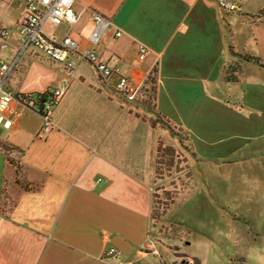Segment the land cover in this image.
Wrapping results in <instances>:
<instances>
[{
  "label": "crops",
  "instance_id": "obj_1",
  "mask_svg": "<svg viewBox=\"0 0 264 264\" xmlns=\"http://www.w3.org/2000/svg\"><path fill=\"white\" fill-rule=\"evenodd\" d=\"M243 2V13L225 15L210 0H76V11L86 5L112 21L98 54L139 90L135 101L78 55L70 67L34 48L21 54L5 83L10 92L65 91L47 135L39 136L42 118L16 102L0 122V264H227L221 246L240 264H264L261 227L231 236L196 231V242L218 258L206 262L187 249L190 261L173 259L153 235L155 156L160 141L172 138L156 117L196 154L200 190L220 169L222 204H264V67L241 63L239 80L225 79L238 61L230 47L264 64V17H253ZM24 13L23 0H0V30L10 43L4 49L0 37V62L20 45ZM44 28L66 30L49 21ZM93 28L91 13H83L73 33L82 48L90 46ZM140 44L150 50L144 60ZM27 55L38 60L22 65ZM262 208L247 210L248 217L264 218ZM111 248L117 256L107 255Z\"/></svg>",
  "mask_w": 264,
  "mask_h": 264
},
{
  "label": "rangeland",
  "instance_id": "obj_2",
  "mask_svg": "<svg viewBox=\"0 0 264 264\" xmlns=\"http://www.w3.org/2000/svg\"><path fill=\"white\" fill-rule=\"evenodd\" d=\"M246 7L255 10L253 17H264V0H245ZM25 61L38 60L29 55ZM236 64H240L238 60ZM24 67V66H23ZM149 98L152 93L147 92ZM151 102V101H150ZM143 106L147 110L153 108V103ZM146 103V102H145ZM160 127L167 129L171 135L170 144L161 142L162 151L155 156L156 185L153 186V235L158 242L166 246L172 258L176 256L184 261H190V254H199L206 262L218 260L213 251L207 250L204 245L198 244L197 232L218 234L226 232L229 236L239 228L245 233H256L257 227L264 228V218L252 219L247 210L252 207H262L264 204L252 202L221 203V170H211L208 176V186L200 190L197 183L198 171L193 168L197 161L196 154L192 151L182 133L173 135L170 130L158 121ZM264 174V171L261 172ZM207 179V178H206ZM228 232V233H227ZM189 243L191 246H187ZM216 245V244H215ZM217 249L218 246L216 245ZM187 249L189 252L182 251ZM184 252V255H182ZM221 260L227 264H240L244 260L226 247L221 246L217 251ZM215 256V257H214ZM216 258V259H215Z\"/></svg>",
  "mask_w": 264,
  "mask_h": 264
},
{
  "label": "built area",
  "instance_id": "obj_3",
  "mask_svg": "<svg viewBox=\"0 0 264 264\" xmlns=\"http://www.w3.org/2000/svg\"><path fill=\"white\" fill-rule=\"evenodd\" d=\"M25 13L23 21L19 26L20 45L15 49L14 56L10 61L0 62V122L4 119V114L11 111L12 104L18 103L24 110L37 113L43 120V126L39 134L40 137L51 133L55 129L53 113L59 104L65 88L63 86L52 88L38 94H18L14 95L6 87L5 83L19 62L21 54L29 48H34L43 53L53 61L66 63L71 67L70 58L78 55L89 62L99 73L105 83L115 79V91L129 101L137 100L139 90L131 86L129 78L120 73L119 68L110 67L103 61L97 47L101 42L104 32L112 28V21L91 9L83 6L78 12L74 6L76 0H23ZM225 15H235L243 13V0H210ZM90 12L94 28L88 38L90 46L82 48L79 41L74 37V28L80 21L83 13ZM49 21L52 25L65 26L66 30L62 35L47 32L44 24ZM122 31L116 32V37H121ZM0 37L3 39L2 47L8 48L9 33L7 30H0ZM150 53L145 45H139V59L144 60ZM17 115L19 114L16 112ZM153 244L152 240L148 241ZM108 256H117L118 252L111 248L107 252Z\"/></svg>",
  "mask_w": 264,
  "mask_h": 264
},
{
  "label": "trees",
  "instance_id": "obj_4",
  "mask_svg": "<svg viewBox=\"0 0 264 264\" xmlns=\"http://www.w3.org/2000/svg\"><path fill=\"white\" fill-rule=\"evenodd\" d=\"M230 50H231L232 55L238 58V60L240 61V64L237 65L236 63H231L227 66L226 76H225V79L227 82H236L239 80V75L242 72L241 63L248 62V63H253L255 65L264 67L263 62L259 57L251 55L249 53L237 54L233 51V49L231 47H230ZM158 119H159V117H158ZM159 121H161V123L164 126H166L173 135H178L176 133V131L168 123H166L160 119H159ZM3 149L5 151H8V152H11L12 150H14V148L10 147V145L9 146L8 145L3 146ZM161 151H162V148L160 146L158 152H161Z\"/></svg>",
  "mask_w": 264,
  "mask_h": 264
}]
</instances>
